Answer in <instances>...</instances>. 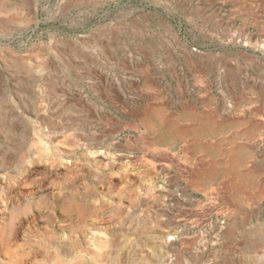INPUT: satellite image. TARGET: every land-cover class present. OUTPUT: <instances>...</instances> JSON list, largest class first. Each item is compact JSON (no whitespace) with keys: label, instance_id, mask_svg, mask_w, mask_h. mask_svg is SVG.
Here are the masks:
<instances>
[{"label":"rangeland","instance_id":"rangeland-1","mask_svg":"<svg viewBox=\"0 0 264 264\" xmlns=\"http://www.w3.org/2000/svg\"><path fill=\"white\" fill-rule=\"evenodd\" d=\"M114 258L264 264V0H0V264Z\"/></svg>","mask_w":264,"mask_h":264},{"label":"bare ground","instance_id":"bare-ground-1","mask_svg":"<svg viewBox=\"0 0 264 264\" xmlns=\"http://www.w3.org/2000/svg\"><path fill=\"white\" fill-rule=\"evenodd\" d=\"M153 128V127H152ZM2 246V245H1ZM67 259V258H66ZM114 261L118 264L120 262H118V260L116 258H114Z\"/></svg>","mask_w":264,"mask_h":264}]
</instances>
